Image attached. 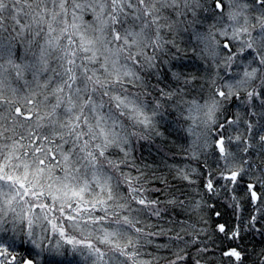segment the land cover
I'll use <instances>...</instances> for the list:
<instances>
[{
	"label": "snow or ice",
	"instance_id": "obj_1",
	"mask_svg": "<svg viewBox=\"0 0 264 264\" xmlns=\"http://www.w3.org/2000/svg\"><path fill=\"white\" fill-rule=\"evenodd\" d=\"M181 131L215 170L169 180L145 161ZM193 173L212 194L251 175L259 231L264 0H0V264H158L146 249L173 245L178 264L206 234L202 201L173 183Z\"/></svg>",
	"mask_w": 264,
	"mask_h": 264
},
{
	"label": "trees",
	"instance_id": "obj_2",
	"mask_svg": "<svg viewBox=\"0 0 264 264\" xmlns=\"http://www.w3.org/2000/svg\"><path fill=\"white\" fill-rule=\"evenodd\" d=\"M232 110L233 112L238 110L241 113L243 112V109H238L236 106H233ZM230 134L235 135L231 130ZM182 135L184 133L181 131L178 135L170 138L169 146L172 151L169 153L166 161L161 162V157L155 151H152V154L149 155L148 150L143 152L145 161L151 163L155 160L159 169L169 177V180H172L175 175L176 168L187 171H191L192 169L207 171L208 169L204 168L206 163L209 168L215 170L217 157L212 155L213 149H207L206 154L202 155L199 160L192 159L180 147L181 144L185 148L187 147V141L178 138V136ZM136 155L139 157L141 155L140 151H137ZM216 174L218 175V171H216ZM193 178L197 180L196 184L189 185L186 181L180 180H174L173 183L175 187L182 188L185 195L190 199L202 201L200 214L207 220V224H202L201 226L206 228V234L200 237L203 243L185 249V259L179 261L178 264H197V261H199V264H238L234 257L224 255V252L228 249L236 247H238V250H242V264H260V261L264 259V256L261 255L264 253V235H261V232H264V221L257 225L259 231L249 227V220L253 214V209L247 189L241 185V188H238L240 190L232 188V186L226 190L221 188V185L226 182L219 181L216 184L219 193L212 194L203 188V180L197 177L195 173H193ZM231 190L235 192L232 197H235L239 193L235 197L236 200H229L228 195ZM216 212L221 213V215L219 217L216 216ZM217 224H224L228 232L239 226L243 238L241 240L228 239L224 233L218 231ZM205 247L208 249L207 251H197V248ZM146 251L151 252L154 257L159 258L158 264H168L169 260L175 259L173 255L175 245L159 251L149 247Z\"/></svg>",
	"mask_w": 264,
	"mask_h": 264
},
{
	"label": "flooded vegetation",
	"instance_id": "obj_3",
	"mask_svg": "<svg viewBox=\"0 0 264 264\" xmlns=\"http://www.w3.org/2000/svg\"><path fill=\"white\" fill-rule=\"evenodd\" d=\"M251 179H254L253 177H251V175H245L244 178H243V180H241L240 182L245 181V182H244V185L246 186L247 183H250V182H247V181H252ZM233 187H234V188H237V189H238V188H241L239 185H238V186H232V188H233ZM232 188H231V189H232ZM246 188H247V187H246ZM238 190H240V189H238ZM247 192H248V190H247ZM234 193H235V192L231 190V192H230L229 195H228V196H229V200H236V199H233V197H232ZM257 193H258V195L261 194V192L259 191L258 188H257ZM238 194H239V193H237V194L235 195V197H236ZM248 194H249V193H248ZM249 198H250V195H249Z\"/></svg>",
	"mask_w": 264,
	"mask_h": 264
},
{
	"label": "rangeland",
	"instance_id": "obj_4",
	"mask_svg": "<svg viewBox=\"0 0 264 264\" xmlns=\"http://www.w3.org/2000/svg\"><path fill=\"white\" fill-rule=\"evenodd\" d=\"M260 191H261V192H264V188H261ZM71 258H72V257L69 256V259H71ZM77 259H78V258H77Z\"/></svg>",
	"mask_w": 264,
	"mask_h": 264
}]
</instances>
